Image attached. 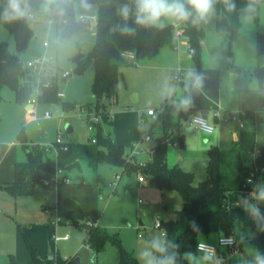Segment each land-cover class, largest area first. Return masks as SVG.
<instances>
[{"label": "rangeland", "instance_id": "obj_1", "mask_svg": "<svg viewBox=\"0 0 264 264\" xmlns=\"http://www.w3.org/2000/svg\"><path fill=\"white\" fill-rule=\"evenodd\" d=\"M90 5V8L85 9L76 0L75 14L78 21L84 15L92 26H85L79 21L82 27L71 34H65V23L54 18L44 7L43 13L31 25L33 34L24 51L17 49L13 33L0 23V40L8 43L10 51L18 56L25 69L27 62L37 57L48 55L53 58L47 73L57 77L58 91L64 94L57 102H38L33 112L25 103L16 101L13 88L8 85L0 88V169L6 180L14 175L12 163H6L3 156L10 141H16L13 151L17 152L19 158L27 160L23 137L28 139L29 148L38 147L47 151L45 147L54 146L59 135L63 142L86 144L96 132L94 125L93 128L89 127V109L82 106L94 100L92 82L95 69L89 66L80 72L73 58L76 54L85 58L95 42L97 6ZM216 18L214 8L206 20H171L166 21L165 25L172 26L176 35V23L204 30L201 65L220 71L221 98L215 92L219 88L208 90L213 95L209 101L192 85L190 69L196 67V61L187 37L177 35L175 41L179 56L173 68H183V74L186 73L192 84L184 83L176 87L173 71L168 67L170 59L164 56V51L169 49L165 46L156 59L144 58L124 66L116 101L108 102L105 110L94 107L90 111L92 116L97 113L95 121L102 125L104 134L123 147L126 159L132 145L139 139L151 135V142L143 141L144 146H151L155 138L162 135L163 115H158L155 121L142 112L154 108L160 113L163 92L170 89L184 108L206 111L209 122L212 124L214 121L216 130L212 134L185 122L186 117L180 120L177 114L171 118L169 127L174 140L179 141L180 134L183 137V145L175 148L172 143L169 144V162L191 171L195 184L207 178L206 164L211 148L231 150L236 145L247 147L252 138L258 146L264 143V103L259 99V93L264 91V73H256L257 67L264 66V54L260 55L256 51V34L264 32V3L260 6L258 22L251 16H245L240 28L233 33L217 31ZM182 46L188 47L183 55L180 52ZM146 63L145 69L143 65ZM67 71L72 74L63 79ZM233 74L237 77L231 85ZM201 84L206 90L202 80ZM183 100L188 103L181 104ZM63 102L73 103V106L64 108ZM213 102H220L223 107L218 120H212V117H216L217 109L213 107ZM46 112H50L51 117H45ZM33 114L38 120L32 118ZM69 125L73 127L71 132L67 131ZM178 131H181L179 135ZM47 153L56 160L54 147ZM122 170L121 164L103 159L95 171L84 161L82 170L68 173V180L48 186L41 181L36 182L29 194L15 197L0 187V264H11V258L16 259L18 264H35L31 245L41 257L52 254L55 262L58 258H74L78 255L81 264H102L97 252L84 243L85 231L79 228L77 222L84 226L96 222L109 231L120 232L123 245L134 250L137 257L148 239L164 237L162 228L158 226L159 216L163 220L174 218L183 204L182 196L176 190L159 189L153 181H141L136 171L121 175ZM234 236L250 258L259 250L251 240L253 232L250 228L243 229L237 225ZM211 242L216 244L218 239ZM112 249L118 252L116 246L107 243L104 255L108 264H114ZM240 255L239 246L238 252L232 257V264H239Z\"/></svg>", "mask_w": 264, "mask_h": 264}, {"label": "trees", "instance_id": "obj_2", "mask_svg": "<svg viewBox=\"0 0 264 264\" xmlns=\"http://www.w3.org/2000/svg\"><path fill=\"white\" fill-rule=\"evenodd\" d=\"M81 2V0H79ZM76 0H56L54 4H47L46 0H28L29 16L22 19L6 20L4 12L8 7V0H0V23L13 33L16 46L19 51H24L32 37L31 25L36 18L48 8V12L57 20L65 23V34L80 29L75 14ZM235 8L229 10L225 0L216 2V29L219 32L237 31L245 16H251L256 22L259 20L260 6L264 0H230ZM90 4L97 6L95 23V42L85 58L76 54L73 58L80 72L93 66L95 74L92 82L94 100L82 105L84 108H101L108 102L114 103L118 96L119 81L123 77L122 68L130 65V60L123 53L132 52L137 60L155 58L165 46L175 47L176 41L172 26L145 27L134 23V16L125 21L118 15L117 9L121 4L128 3L133 7V0H89ZM34 15L35 19L30 16ZM127 24L134 29L131 33H124L121 29ZM185 36L189 45L194 48L193 57L196 67L190 74L201 77L206 90H216L220 87L221 76L218 69L204 68L201 65V44L205 38V32L197 26H186ZM256 51L264 54V32H258L256 36ZM257 74L264 73V66L256 68ZM32 75L23 67L18 56L12 53L6 41L0 40V88L10 86L16 94L19 103L28 102L32 94ZM47 86H43L42 94L38 97L39 102H57L58 86L57 77L47 78ZM104 99V102H102ZM259 99L264 103V92L259 93ZM2 95L0 93V103ZM64 108L73 106V103L63 102ZM104 109V110H105ZM187 108L180 105L175 95L166 94L161 99L160 113L164 117V131L154 144V153L146 162L129 163L123 156V147L114 139L104 134L102 125L97 121L88 120L94 125L96 132L86 144L64 142L57 144L56 160L48 156V153L38 147H26L28 158L25 161L15 163V179L12 182L0 183V187L8 190L15 197L29 194L34 185L40 180H35L37 173H47L50 179L41 181L44 185L52 184V180L59 167L63 171L79 167V161L85 160L96 169L103 159L119 163L123 166L122 173L130 174L133 171L149 177L161 190H176L183 198V204L170 220H160L164 237L175 241L180 245L179 252L196 251L199 241L211 242L221 236H234L237 225L243 229L250 228L253 232L251 238L259 251L264 253V232L259 230L247 212L244 211L245 197L253 186L264 181V145L255 156V148L241 149L235 146L231 150H222L218 147L209 150V161L206 164L207 178L195 184L194 174L178 165L169 166L167 162L169 142L173 132L169 130L171 118L177 114L185 118ZM97 116V113L95 114ZM96 138V143L92 139ZM23 141H27L23 137ZM183 142V137L181 138ZM104 148L107 150L104 151ZM64 175V174H63ZM66 177V175H64ZM63 177V178H64ZM252 179V183L247 181ZM261 214L264 215V205H260ZM195 223L198 231L192 227ZM80 228L83 225L77 223ZM91 230L84 240L95 252L104 249L107 243H112L119 252V264H140L134 251L128 250L122 242L119 232H110L92 224ZM264 226V221L261 222ZM213 243V242H212ZM240 246V264H248L251 259ZM33 250L35 264H73L72 258L41 257L36 249ZM11 264H18L16 259L11 258ZM186 264V262H181Z\"/></svg>", "mask_w": 264, "mask_h": 264}, {"label": "clouds", "instance_id": "obj_3", "mask_svg": "<svg viewBox=\"0 0 264 264\" xmlns=\"http://www.w3.org/2000/svg\"><path fill=\"white\" fill-rule=\"evenodd\" d=\"M47 4H54L56 0H46ZM85 9L90 8L89 0H81ZM216 0H133L134 9L128 3L121 4L117 13L125 21L130 16H134L136 25L145 27L163 28L166 21H189L193 22L206 20L214 11ZM229 10L235 8L230 0H225ZM29 16L28 0H8V7L4 12L6 20L22 19ZM124 33H131L134 29L125 24L121 29ZM193 75V74H190ZM201 84V77L193 76V86ZM169 95L171 90H168ZM187 100L181 101L186 105ZM247 183L251 184L249 179ZM244 211L256 222L259 230L264 232V215L261 214L260 205H264V181L256 183L249 195L244 198ZM195 231L198 229L192 222ZM180 245L166 237L155 236L147 240L138 255L141 264H217L215 250L207 244L201 242L196 245V251L179 252ZM248 264H264V253L257 250L254 256L249 259Z\"/></svg>", "mask_w": 264, "mask_h": 264}, {"label": "built area", "instance_id": "obj_4", "mask_svg": "<svg viewBox=\"0 0 264 264\" xmlns=\"http://www.w3.org/2000/svg\"><path fill=\"white\" fill-rule=\"evenodd\" d=\"M31 18L35 19L34 15L30 16ZM61 20V19H59ZM88 17L81 15L79 17V21H81L82 23H86V21H88ZM52 21V18H51ZM176 28H178L177 30V35L178 36H182L185 35V27L180 26L179 23L175 24ZM176 33H174V37L176 38ZM48 42H46V46ZM190 46V45H189ZM191 47V46H190ZM192 48V47H191ZM188 49V47H187ZM192 53H194V48H192ZM123 56L128 58L132 63H137V59L135 57V54L132 52H126L123 53ZM53 62V58L51 56L45 55L43 57H37L29 62H27V70L30 71L33 79H32V94L29 98V103L32 104L33 108L31 109L33 112L35 110L36 104L39 102L38 101V97L42 94V89L43 86H47V78L49 77V74L47 73L50 70V64ZM173 79L175 81V83L177 85H181L185 82V78H184V74H183V68H181L180 66L177 67L173 73ZM58 97L62 98L64 97V94L58 91ZM216 117H221L222 115V108L219 106L216 110ZM186 118H185V122L190 123V124H195V126L200 129L201 131L205 132V133H212L215 130V127L213 124H211L207 118L206 113H202V114H198L196 111L192 110L191 108L186 110ZM147 115L151 116L153 119H157L158 118V112L153 109L150 108L147 110ZM45 117H51V113L50 112H46ZM88 116H90L91 121H95L96 120V115L94 114L93 116L90 114H88ZM32 118L35 120H38V117H36V115H32ZM90 128H93V125L90 124L89 126ZM181 131H178V133H180ZM153 140V138L151 137V135L147 134L144 138H142L141 140L139 139V142L135 143L132 145L131 147V153L129 154V156L127 157V162L129 163H137V156L147 152L150 156L153 155L154 153V144L151 145L148 148H145L143 146V141L146 142H151ZM16 143V141L13 142V144ZM63 139L62 136L59 135L57 138V141L55 143V145L53 146V144L51 145H47V147H45L48 150H51L52 147L55 148L56 153H57V144H62ZM92 143H96V138L92 139ZM172 143L174 146H178L179 142L178 141H174V142H170ZM260 152L259 148H256L254 151V155L256 156L258 153ZM143 163V162H142ZM264 171V169H263ZM64 174V171L57 167L53 180H52V184H59L61 182H64V180H68L67 177H64L61 180V176ZM139 179L141 181L145 180V176L139 172ZM252 181V179H251ZM160 225V221L158 220V226ZM164 235V233H162ZM68 237V236H67ZM205 243L208 246H210L212 249L215 250V255L217 258V264H228L230 258L236 254L239 250V245H238V240L235 238V236H221L218 239V242L212 243V242H208V241H199L198 243ZM226 249L228 252H225L224 250Z\"/></svg>", "mask_w": 264, "mask_h": 264}, {"label": "crops", "instance_id": "obj_5", "mask_svg": "<svg viewBox=\"0 0 264 264\" xmlns=\"http://www.w3.org/2000/svg\"><path fill=\"white\" fill-rule=\"evenodd\" d=\"M216 2H217V0H216ZM215 5H216V3H215ZM215 5H214V8L216 9V7H215ZM258 33V32H257ZM256 36H257V34H256ZM167 48H169L168 50H166V51H164V56L165 57H167V58H169L170 60V62H171V64H169V66L168 67H170L169 69L170 70H172L173 71V73H174V71H175V69L176 68H173L174 67V65H175V63H176V61L178 60V56H179V53H178V50L179 49H177V45L175 46V47H170V46H166ZM165 48V47H164ZM162 50V49H161ZM181 52V55H183L184 54V52H182V51H180ZM159 54H161V53H159ZM158 57V56H157ZM157 57H155V59L157 58ZM155 59H153V60H155ZM148 62H150V61H148ZM132 62H130V64H131ZM146 65H148V63H146V64H144L143 66L145 67V69H146ZM204 67V66H203ZM204 68H206V67H204ZM123 69H124V67L122 68V71H123ZM194 68H192V69H190V72H191V70H193ZM184 71V70H183ZM237 77V76H236ZM184 78H185V82L184 83H191V81L189 80V79H187V75H186V73L184 74ZM173 81H174V79H173ZM174 83H175V81H174ZM184 83L183 84H181V85H177L176 83H175V85H176V87L177 88H179L180 86H183L184 85ZM192 84V83H191ZM233 84V83H232ZM231 84V85H232ZM193 85V84H192ZM196 89L199 91V92H201L202 94H204L205 96H207V99L210 101V100H212L213 98V95H212V93H209L208 92V90H204V87H203V85L202 84H200V86H198V87H196ZM165 91H167V90H165ZM192 91H193V93H194V89H192ZM208 92V93H207ZM217 94H218V96H219V98H221L222 96H221V89L219 88L218 90H216L215 91ZM261 92H264V91H261ZM0 93H1V89H0ZM166 94H169V92H163L162 94H161V99H162V97L164 96V95H166ZM195 94V93H194ZM2 95V94H1ZM170 95H175V93L174 94H170ZM139 97H140V95L138 96V97H136V101H138L139 100ZM29 101V100H28ZM19 103V102H18ZM25 105L27 106V108L29 109V110H31L32 108H33V106H32V104L31 103H29V102H26L25 103ZM221 107L222 108V111H223V107H222V105L220 104V102H213V107H216V108H218V107ZM193 107H191V109H192ZM215 108V109H216ZM154 109V108H153ZM187 109H189V108H187ZM194 111H196L198 114H202V113H206V115L208 116V114H207V112L206 111H202V112H198V110H194ZM158 112V111H157ZM143 113V115H145V116H148V117H151V116H149V115H147V112L146 113H144V112H142ZM158 115H159V112H158ZM152 118V117H151ZM153 119V118H152ZM158 119V118H157ZM157 119H153V120H157ZM214 119H216V120H218L219 119V117H212V120H214ZM214 122V121H213ZM213 122H212V124H213ZM215 127V126H214ZM216 130V129H215ZM215 130H214V132H215ZM214 132H212V133H214ZM181 133V132H180ZM212 133H207V134H212ZM178 135H179V133H178ZM159 138V137H158ZM179 145L178 146H174L175 148H177V147H179V146H181V145H183L182 144V141H181V138H182V135L180 134L179 135ZM27 139V138H26ZM156 139V138H155ZM28 140V139H27ZM115 140V139H114ZM116 141V140H115ZM174 141H177V140H174V138H173V135H172V137H171V139H170V142H174ZM13 142L14 141H10L9 143H8V145H7V148L4 150V160H5V162L6 163H8V162H10V163H12V166H13V168H15V163L17 162V161H25L24 159H20L19 158V156H18V154H17V152L16 151H13V148L16 146V144L17 143H14L13 144ZM27 142L28 141H25L24 142V147L26 148V147H29V144H27ZM92 142V141H91ZM117 142V141H116ZM170 142H169V144H170ZM118 143V142H117ZM119 144V143H118ZM153 144H154V142H153ZM152 144V145H153ZM262 145H264V143L262 144ZM262 145H256V144H254V140H253V138L251 139V142H250V145H248L247 147H240L241 149H249V148H251V147H254L255 149L256 148H260ZM144 146V145H143ZM145 148H148V147H150V145L148 146H144ZM47 152V151H46ZM151 157L152 156H150L147 152H144V153H142V154H140V155H138L137 156V161L138 162H146V161H148V160H150L151 159ZM85 160H80L79 161V167H76V168H73V169H71V170H64V175H66V177H68V173L69 172H71V171H73V170H82V162H84ZM3 162V161H2ZM86 163H87V161H85ZM167 162H168V165L169 166H173V165H178V164H173V165H171L170 164V162H169V158H168V155H167ZM88 164V163H87ZM89 165V164H88ZM90 166V165H89ZM98 166V165H97ZM178 166H180V165H178ZM91 167V166H90ZM180 167H182V166H180ZM92 168V167H91ZM183 168V167H182ZM93 169V168H92ZM96 169H97V167H96ZM96 169H93V170H95L96 171ZM183 169H185V168H183ZM185 170H187V169H185ZM13 171H14V175H12V177H10V178H7V180L5 179V178H3V176H2V169H0V183H6V182H12L14 179H15V170L13 169ZM122 174H125V173H121V175ZM127 174V173H126ZM131 174V173H130ZM129 175V174H128ZM144 181H152L149 177H145V180ZM159 219L161 220L162 219V216H159ZM170 219H172V218H170ZM170 219H167V220H170ZM163 220V219H162ZM77 223H79V222H77ZM81 224V223H80ZM92 224H94V225H97V226H99V227H101L99 224H97L96 222H91V223H89L88 225H92ZM81 225H83V224H81ZM80 228V227H79ZM101 228H104V227H101ZM81 230H84L85 231V236H84V238H83V241L85 240V238H86V235H87V231L85 230V226L83 225V228H80ZM107 229V228H106ZM108 230V229H107ZM110 232H113V231H110ZM119 234H120V232H119ZM120 236H121V234H120ZM122 238V237H121ZM215 240V239H214ZM113 250V252H114V264H119V252H117L115 249H112ZM128 250H130V249H128ZM224 250V249H223ZM107 250H106V245H105V247H104V249L102 250V251H100V252H97V257L100 259H102V264H108V260L106 259V256L104 255V253L106 252ZM131 251H134V250H131ZM225 252H228L226 249L224 250ZM235 255V254H234ZM233 255V256H234ZM75 256H77V255H75ZM137 256V255H136ZM232 256V257H233ZM46 257H50V255L49 256H46ZM232 257L230 258V260H229V262H228V264H232ZM68 258H70V257H68ZM93 260V259H92ZM81 264V263H80ZM239 264H240V261H239Z\"/></svg>", "mask_w": 264, "mask_h": 264}, {"label": "water", "instance_id": "obj_6", "mask_svg": "<svg viewBox=\"0 0 264 264\" xmlns=\"http://www.w3.org/2000/svg\"><path fill=\"white\" fill-rule=\"evenodd\" d=\"M85 26H88V27H91V26H92L90 20L86 21ZM181 51H182V52L187 51V46H182V47H181ZM71 74H72L71 71H67V72L65 73L63 79H66V78H67L68 76H70ZM236 76H237L236 74H233V75H232V77H231V84L233 83V81H234V79L236 78ZM104 109H105V105H103V110H104ZM67 131H68V132L73 131V127L69 125V126L67 127ZM49 179H50V175L47 174V173H37V175L35 176V180L47 181V180H49ZM91 228H92L91 225H87V226H85V230H86L87 232H89V231L91 230ZM52 257H53V255L50 254V258H52ZM72 262H73V264H80V263H81L80 257H79L78 255L75 256V257L72 259Z\"/></svg>", "mask_w": 264, "mask_h": 264}]
</instances>
